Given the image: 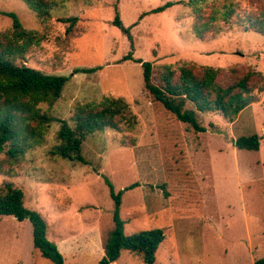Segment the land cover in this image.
Instances as JSON below:
<instances>
[{"label":"rangeland","instance_id":"1","mask_svg":"<svg viewBox=\"0 0 264 264\" xmlns=\"http://www.w3.org/2000/svg\"><path fill=\"white\" fill-rule=\"evenodd\" d=\"M47 1L51 10L41 18L21 0H0V12L17 14L34 36L25 60L16 63L69 78L58 101L39 104L41 114L55 121L30 136L32 147L24 156L13 161L10 145L0 155V187L11 181L24 188L26 207L42 211L47 237L57 246L81 234V249L65 250L70 264H94L96 228L101 243L114 229L109 183L117 194L138 185L123 195L124 233L163 230L156 264H255L264 259V93L256 91L258 102L234 123L219 113H198L207 132L197 133L146 90L140 64L123 61L132 54L151 62L154 84L165 67L174 68L178 78L179 67L193 63L199 72L223 68L219 81L225 86L250 69L264 76V35L248 29L249 16L264 13V0ZM167 3L174 6L151 13ZM228 6L237 11L230 23L222 18ZM116 9L125 27L137 24L131 29L134 49L113 26ZM69 18L78 21L73 25L66 22ZM12 27V19L0 15V35L10 34ZM93 68L101 69L75 74ZM255 84L263 82L256 79ZM106 98L127 102L131 120L88 137L82 146L86 163L52 155L62 121L74 127L80 108ZM37 127L29 122V128ZM254 134L261 137L259 151L236 148L237 139ZM0 264L53 263L34 249L29 221L1 216ZM114 264L143 261L123 251Z\"/></svg>","mask_w":264,"mask_h":264},{"label":"trees","instance_id":"2","mask_svg":"<svg viewBox=\"0 0 264 264\" xmlns=\"http://www.w3.org/2000/svg\"><path fill=\"white\" fill-rule=\"evenodd\" d=\"M39 17L45 18L51 10V2L47 0H21ZM193 4L195 0H192ZM167 3L151 13H162L173 7ZM237 14L236 8L227 7L222 14L225 22L230 23ZM0 15L12 19L13 27L10 34L0 35V155L7 146H11L8 154L13 161L19 160L31 148L30 136L41 133L42 125L54 122L46 114H41L39 104L58 101L69 81L68 77L46 75L43 72L18 65L17 60H25V55L34 42L32 32H28L15 13L0 12ZM146 16V14H145ZM78 18H69L66 22L73 25ZM250 31L264 35V13L259 17L249 16ZM204 23V22H203ZM131 27H125L119 10L113 26L127 36L133 49ZM73 26L67 34L73 32ZM201 38V32H198ZM123 61H134L143 69V79L146 90L156 102L163 105L178 121L189 125L197 133H205L198 119V113H219L226 120L234 123L239 115L248 107L258 102L255 92L264 93V76L256 70H247L238 80L229 86L223 85L219 79L223 68L203 67L197 71L198 65L183 64L179 67V77L174 68L165 67L159 74V83H153V64L141 59L135 60L132 54L124 57ZM197 65V66H196ZM101 68L78 69V73H94ZM256 79L263 82L260 87L255 84ZM194 109H187V105ZM133 114L130 105L123 99L106 98L100 105L82 107L74 116V127L62 121L58 133L59 144L54 148L52 155L65 160L86 163L82 155L83 143L88 137L107 129L118 130L123 122H128ZM38 123L36 129L29 128V122ZM261 137L254 134L237 139L234 144L239 150L259 151ZM109 183V182H108ZM111 198L114 202L113 220L114 229L104 242L105 255L99 264H113L117 262L123 251L130 252L141 258L143 264H156V254L165 239L163 230H152L135 235L124 233V222L121 218V206L124 192L132 190L138 185L130 186L124 191L115 192L109 183ZM11 216L19 222L28 220L33 226L34 249L43 258L53 264H65V259L57 245L47 237V223L43 216L25 205V190L14 182L7 181L0 187V217ZM255 264H264V259Z\"/></svg>","mask_w":264,"mask_h":264},{"label":"crops","instance_id":"3","mask_svg":"<svg viewBox=\"0 0 264 264\" xmlns=\"http://www.w3.org/2000/svg\"><path fill=\"white\" fill-rule=\"evenodd\" d=\"M31 208H36V207H31ZM39 212L40 214L42 215V211H40L39 209ZM14 218V217H13ZM17 220V219H16ZM28 221V220H26ZM24 222V221H23ZM96 224V223H95ZM95 227V225L93 226ZM92 229V228H91ZM82 232V231H81ZM80 232V233H81ZM95 233L97 234V240H98V246L96 247L97 249V258H95V261H94V264H99V262L101 261V259L104 257L105 255V251H104V243H101V237H100V234L101 231H98L97 228L95 230ZM73 236V235H72ZM75 237V238H74ZM80 237H81V234L79 236H73V241H70L68 240L67 238H63L59 241V245L57 246L59 251L61 252V254L63 255V257H65V262L66 264H70V260L69 259V256H68V253L65 252L66 249L68 250H73L76 248V251H79L81 249V242H80ZM34 239V238H33ZM73 242V243H72ZM34 245V244H33ZM116 263V262H115ZM114 264V263H113Z\"/></svg>","mask_w":264,"mask_h":264}]
</instances>
